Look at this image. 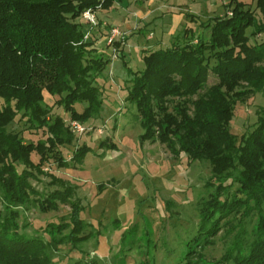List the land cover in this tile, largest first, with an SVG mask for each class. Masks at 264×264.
I'll list each match as a JSON object with an SVG mask.
<instances>
[{
	"label": "trees",
	"instance_id": "obj_1",
	"mask_svg": "<svg viewBox=\"0 0 264 264\" xmlns=\"http://www.w3.org/2000/svg\"><path fill=\"white\" fill-rule=\"evenodd\" d=\"M113 1L0 0V264H101L98 256L84 260L77 244L94 233L72 188L48 169L70 167L87 149L80 146L68 158L77 140L70 122L100 111L98 78L110 58L97 46L96 32L109 24L91 27L83 12L101 3L107 14ZM225 6L230 15L213 16L197 29L183 26L170 44L143 48L144 66L125 80V99L136 107L142 138L210 165L205 186L215 190L187 250L199 234L212 238L235 218L242 235L212 264H264V106L248 131H230L236 105L264 96V0H255L253 9L244 0ZM19 123L22 129L13 127ZM60 205L68 206L67 215L34 234L20 223L21 208L47 212ZM243 216L254 217L246 232ZM67 244L82 254L62 263L56 257Z\"/></svg>",
	"mask_w": 264,
	"mask_h": 264
},
{
	"label": "rangeland",
	"instance_id": "obj_2",
	"mask_svg": "<svg viewBox=\"0 0 264 264\" xmlns=\"http://www.w3.org/2000/svg\"><path fill=\"white\" fill-rule=\"evenodd\" d=\"M228 2L114 0L107 14L99 10L101 3L99 11L96 9L98 23L107 22L119 31L107 42L104 39L108 37V27L103 26L105 31L96 30L97 46L110 58L98 78L103 89L102 107L95 116L83 123L78 121L82 132L73 131L70 124L77 140L67 156L85 145L87 149L80 159L67 168L48 169L72 188V196L81 206L80 217L86 229L94 233L86 242L77 244L83 250L84 260L98 256L101 264H212V260L219 259L232 246L237 235H242L238 221L233 218L212 238L199 234V241L196 239L191 250H187L188 243L198 235L200 211L209 193L215 190L214 186H205L211 175L210 165L206 161H191L184 152L174 155L164 144L142 138L144 129L136 107L125 99V80L131 71L144 66L143 48L170 44L183 26L197 29L198 23L213 16L225 11L230 15L225 6ZM244 2L254 8L255 0ZM98 15L102 16V22ZM250 41L255 42L253 36ZM214 80L211 75L209 82ZM45 96L51 103V98ZM261 106H264L261 93L238 103L230 131L238 136L248 131ZM13 127L20 130L24 126L19 123ZM32 183L39 190L44 187L42 183ZM68 210L67 205L47 212L35 206L21 208L20 223H25L24 229L34 234L36 228L66 216ZM253 220V216L242 219L245 232L250 230ZM69 247L61 245L56 259L63 263L70 256H81V252Z\"/></svg>",
	"mask_w": 264,
	"mask_h": 264
},
{
	"label": "built area",
	"instance_id": "obj_3",
	"mask_svg": "<svg viewBox=\"0 0 264 264\" xmlns=\"http://www.w3.org/2000/svg\"><path fill=\"white\" fill-rule=\"evenodd\" d=\"M99 7L100 4L95 9L88 8L83 12V17L88 21L91 27H95L98 24V19L96 17L95 12L96 9L98 10ZM102 25H108V24L106 22H103ZM108 29H109V33H108V37H106L107 42L114 39L119 33L117 26L108 25ZM70 124L73 126V131H78V132L83 131V127L78 121L72 120Z\"/></svg>",
	"mask_w": 264,
	"mask_h": 264
},
{
	"label": "crops",
	"instance_id": "obj_4",
	"mask_svg": "<svg viewBox=\"0 0 264 264\" xmlns=\"http://www.w3.org/2000/svg\"><path fill=\"white\" fill-rule=\"evenodd\" d=\"M100 18H102V16L98 15ZM127 21V20H126Z\"/></svg>",
	"mask_w": 264,
	"mask_h": 264
}]
</instances>
